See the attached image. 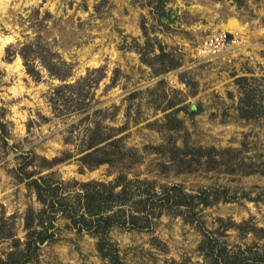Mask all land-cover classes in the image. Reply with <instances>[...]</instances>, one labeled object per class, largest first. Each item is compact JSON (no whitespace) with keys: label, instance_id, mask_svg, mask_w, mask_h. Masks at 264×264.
Listing matches in <instances>:
<instances>
[{"label":"rangeland","instance_id":"rangeland-1","mask_svg":"<svg viewBox=\"0 0 264 264\" xmlns=\"http://www.w3.org/2000/svg\"><path fill=\"white\" fill-rule=\"evenodd\" d=\"M232 25L242 28L234 48L197 56L203 37L240 30ZM38 35L74 64L69 83L105 69L106 77L93 75L101 80L92 90L91 124L86 114L56 115L48 97L61 81L41 67L37 81L20 56L9 58L8 49ZM160 48L166 55L157 58ZM94 123L102 136L113 134L108 127L125 131L99 153L110 162L90 170L79 158ZM32 172L64 181L68 207L80 203V211L86 196L101 190L103 200L123 174L157 191L205 190L210 204L197 206L199 220L174 208L148 229L114 226L106 237L114 249L105 255L95 233L60 214L54 239L25 256L28 234L52 218L39 216L44 206L24 179ZM205 229L230 259H264V0H0L4 264H216L200 248Z\"/></svg>","mask_w":264,"mask_h":264},{"label":"trees","instance_id":"trees-1","mask_svg":"<svg viewBox=\"0 0 264 264\" xmlns=\"http://www.w3.org/2000/svg\"><path fill=\"white\" fill-rule=\"evenodd\" d=\"M47 14L51 16L49 12ZM40 25L42 24L37 26ZM12 48L7 51L9 58L20 56L26 72L35 80L39 81L42 78L41 69L39 68L41 67L47 71L50 78L61 81L59 86L52 89L50 97H48V103L56 115L74 116L86 114L85 119L89 124L92 123L91 118L93 116L89 112L93 96L92 90L96 88L95 86L101 80L100 76L94 77L93 75L102 73L101 78L106 77L104 68L89 70L86 76L69 83L74 74V64L64 59L41 35L30 41L19 43L15 49ZM160 50L161 53L156 55L157 58H162L166 55L163 48H160ZM172 68H176V66L169 67V69ZM136 94L137 92L134 93V95ZM59 104L60 106L63 105L65 109H60ZM98 125V123H94V126L91 125L92 127H88L85 130L86 137L80 149V165L90 170L105 162H110V159L100 157L99 153L109 145L120 142L121 139L116 138V136L125 131V127H108L113 134L102 136L99 133L100 128ZM65 161V157L53 160L55 163ZM33 177L34 172L27 173L24 179L35 190L38 201L44 206L39 212V216L42 217L47 214L52 218L48 225L41 221L35 226V231L28 234L25 243V256L33 248H39L54 239L56 227L53 222L60 214H68L73 226L79 231L86 230L95 233L99 239L98 250L105 255L107 251L114 249L113 243L106 241L108 231L114 226L126 227L129 225L135 229H148L153 226L157 215L175 209L181 212L182 208L185 210L183 211L184 214H190L189 216L187 214L186 218L188 220L193 215H197L199 220L197 206L210 204V196L205 190L195 194L185 191L179 185H172L162 187L160 191H157L156 187L151 186L152 183L149 181L126 179V175L123 174L108 184L107 195L103 200H101L102 195L106 192H101V190L92 191L93 194L90 193V196H86L87 205L84 211H80V208H82L80 203H71V206L68 207L64 181L50 182L49 176L39 175L36 178ZM118 188L121 189L117 191ZM136 196H139V198ZM38 227L42 228V230H38ZM223 247L224 245H220L217 238L210 236L209 230L205 229V239L200 248L209 260L216 264H242L236 257L230 259ZM116 257L120 260L119 255H116ZM254 258H246V260L255 261ZM255 262L264 264V259ZM0 263H5L1 257Z\"/></svg>","mask_w":264,"mask_h":264},{"label":"built area","instance_id":"built-area-1","mask_svg":"<svg viewBox=\"0 0 264 264\" xmlns=\"http://www.w3.org/2000/svg\"><path fill=\"white\" fill-rule=\"evenodd\" d=\"M241 36L242 34L238 31H210L197 46V56L203 59H212L226 50L234 48L240 41Z\"/></svg>","mask_w":264,"mask_h":264},{"label":"bare ground","instance_id":"bare-ground-1","mask_svg":"<svg viewBox=\"0 0 264 264\" xmlns=\"http://www.w3.org/2000/svg\"><path fill=\"white\" fill-rule=\"evenodd\" d=\"M232 26H233V25H232ZM233 28L240 29V30H236V31H238V32H241V29H242V28H241L240 26H238V25H234Z\"/></svg>","mask_w":264,"mask_h":264}]
</instances>
